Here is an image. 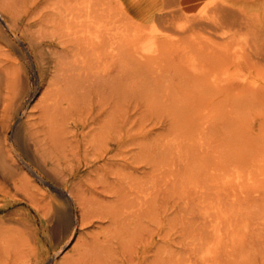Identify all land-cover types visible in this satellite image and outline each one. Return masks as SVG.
Instances as JSON below:
<instances>
[{
  "label": "rangeland",
  "instance_id": "obj_1",
  "mask_svg": "<svg viewBox=\"0 0 264 264\" xmlns=\"http://www.w3.org/2000/svg\"><path fill=\"white\" fill-rule=\"evenodd\" d=\"M87 1L0 0V264H264V66Z\"/></svg>",
  "mask_w": 264,
  "mask_h": 264
},
{
  "label": "bare ground",
  "instance_id": "obj_2",
  "mask_svg": "<svg viewBox=\"0 0 264 264\" xmlns=\"http://www.w3.org/2000/svg\"><path fill=\"white\" fill-rule=\"evenodd\" d=\"M78 4H80V3H78ZM118 4H120V3H118ZM146 4L150 5V9H148L147 11L152 12V10H153V11H155V14L151 15L150 26L139 27L136 30V33L135 34L133 33L134 36H133V40H132L133 46H134V44L138 45L139 53L138 52L137 53L140 54L143 58L145 56H146L145 58H149V56L157 55L160 51V43L163 41L164 42H170L172 44H178V43L182 42L183 40L189 39L192 43L191 46L194 45L197 48H202L204 46H207L208 49H211V51H212L211 53H215V54H219V55L223 56L224 61L227 64V65L225 64L226 67L235 68V72L237 74L241 73V71H243L244 68H248V67H249L248 69H250V67L263 68L262 66H264V0H131V5L137 9L140 8V9L144 10L142 7ZM81 7L84 8V6H81ZM89 8H91V7L89 6ZM112 8H114V7H112ZM119 10H121V9H119ZM121 13H123L122 10H121ZM124 13H126V12H124ZM124 13H123V15H124ZM131 18H129L130 21H131ZM75 20H76V18H75ZM132 22L134 23L135 21H132ZM69 26L71 27V25H69ZM75 26L77 27L78 25L75 24ZM88 29H90V28H88ZM100 29H102V28H100ZM123 29H121L120 31L122 32ZM134 29H136V28H134ZM104 30H105V28H104ZM79 32H81V34H82V31L80 29H79ZM112 33H114V32L112 31ZM96 34H97V32H96ZM100 34H102V33L100 32ZM126 34H127V32H126ZM123 35H124V32H123ZM76 38H78V37H76ZM100 38H101L100 35L97 34L94 37H92L91 41L88 40L89 42H87V40H86V42L87 43L94 42V45H95L96 44L95 42L99 41ZM97 45H99V44H97ZM191 46L190 47L188 46V47L191 48ZM96 47H98V46H96ZM188 47H186V48H188ZM180 48H181V46H180ZM180 48H178V49H180ZM182 48H184V47H182ZM179 52H181V51H179ZM160 53H162V52H160ZM193 53H195V52H193ZM181 54H179V55H181ZM186 55L188 56L187 52H186ZM181 57H183V56H181ZM196 57H197V55H196ZM190 58L192 59V57H190ZM185 59L187 60V58H185ZM197 59H199V57ZM220 59L223 60L222 58H220ZM196 61H198V60H196ZM199 61H202V60H199ZM199 61L197 63H199ZM189 64H190V62H189ZM202 64L203 63H201V65ZM208 65L206 67H208ZM191 67H192V65H191ZM206 67H205V70L208 69ZM188 69H190V67H188ZM219 72H220V69H219ZM212 75H210V76H212ZM216 78L217 77H215L214 79H216ZM262 78H261V80H263ZM214 79H213V83H214ZM233 79H235V78H233ZM224 81H226V79ZM235 85H236V81L232 80L231 84H230L231 88H232V86L235 87ZM253 87H258V89L260 91L264 92V85L263 84L259 85V86L258 85L256 86V84H254ZM253 87H251V88H253ZM250 91H252V90H250ZM45 164H43V165H45ZM1 172L4 173V171H1ZM240 179H241V177H240ZM226 181H228V180H226ZM229 188H231V186ZM222 190H224V189H222ZM65 206H67V205H65ZM221 230H222V228H221ZM214 231L217 234L220 232V231H218L217 226L214 228ZM220 234H223V233H220ZM220 234H218V235L220 236ZM215 238H216V236H215ZM3 244H4V242H3ZM219 244H220V242H219ZM215 249H217V248H215ZM212 255H213V252L211 250H208L203 256L204 261L208 263L210 261V257ZM0 256H2V255H0Z\"/></svg>",
  "mask_w": 264,
  "mask_h": 264
}]
</instances>
